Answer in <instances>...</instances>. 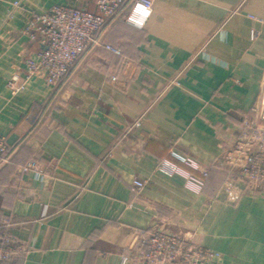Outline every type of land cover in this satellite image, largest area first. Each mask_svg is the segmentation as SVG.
I'll return each instance as SVG.
<instances>
[{
  "label": "crops",
  "instance_id": "1",
  "mask_svg": "<svg viewBox=\"0 0 264 264\" xmlns=\"http://www.w3.org/2000/svg\"><path fill=\"white\" fill-rule=\"evenodd\" d=\"M58 4L96 10L0 0V219L28 247L12 264H121L133 230L153 227L220 251L219 264H264V186L227 203L214 164L260 91L264 0H154L143 28L114 21L102 36L141 64L127 88L109 79L119 57L97 48L58 88L37 76L13 94L8 80L42 48L23 28ZM163 159L197 188L161 173Z\"/></svg>",
  "mask_w": 264,
  "mask_h": 264
},
{
  "label": "built area",
  "instance_id": "2",
  "mask_svg": "<svg viewBox=\"0 0 264 264\" xmlns=\"http://www.w3.org/2000/svg\"><path fill=\"white\" fill-rule=\"evenodd\" d=\"M154 0H94L96 10L58 4L49 11L33 13L23 32L38 40L41 50L29 56L22 73L13 74L8 87L13 94L26 89L27 83L43 76L52 88H58L81 59L91 50L104 48L119 57L109 74L112 83L127 88L141 71V64L124 53L120 46L103 41L107 26L125 15L128 23L143 28L149 20ZM18 1L14 2V7ZM13 9L8 14L11 16ZM257 35L252 31V38ZM139 125V122L135 124ZM223 156L214 164L226 171L222 193L227 203H236L247 192L264 186V75L260 91L249 109L243 113L237 135L232 142L222 145ZM8 153V143L0 134V159ZM181 161L197 167L186 157ZM34 163L27 165L25 170ZM158 170L168 176L181 175L191 186L195 177L178 163L163 159ZM209 169L202 171L207 176ZM133 185L141 188L145 182L134 179ZM201 189V187H198ZM11 216L0 219V264H12L14 259L27 254L25 243L18 242L12 233ZM121 264H219L220 251L204 246L187 235L153 227L134 229L120 254Z\"/></svg>",
  "mask_w": 264,
  "mask_h": 264
},
{
  "label": "trees",
  "instance_id": "3",
  "mask_svg": "<svg viewBox=\"0 0 264 264\" xmlns=\"http://www.w3.org/2000/svg\"><path fill=\"white\" fill-rule=\"evenodd\" d=\"M120 20H126V19H125V15L120 16L119 18L115 19L114 21H120ZM114 21H112V23H113ZM208 175H209V173L207 174V176H208Z\"/></svg>",
  "mask_w": 264,
  "mask_h": 264
}]
</instances>
